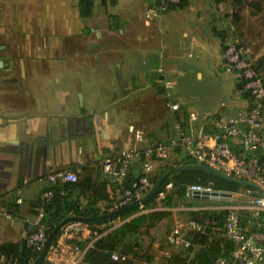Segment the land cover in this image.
I'll list each match as a JSON object with an SVG mask.
<instances>
[{
  "label": "crops",
  "instance_id": "0c3cea01",
  "mask_svg": "<svg viewBox=\"0 0 264 264\" xmlns=\"http://www.w3.org/2000/svg\"><path fill=\"white\" fill-rule=\"evenodd\" d=\"M228 2L186 0L182 8L146 19L152 0H94L92 15L83 19L76 0H0V244L31 232L32 210L52 187L49 174L70 171L76 183L97 185L110 179L101 169L105 157L166 140L174 134V120L186 123L190 111L173 98L177 91L167 76L180 71L201 79L216 50L221 61L223 35L237 38ZM164 81L172 84L178 113L166 106ZM237 98L222 116L246 108L241 91ZM182 158V152L171 153L153 163L154 171ZM106 192L113 198L109 186ZM91 198L88 192L80 198L81 209ZM106 206L96 202L100 211ZM171 223L170 231L176 226ZM95 225L88 224L82 242L93 237ZM128 239L151 259L148 264L182 251L161 233ZM198 250L194 246L190 257Z\"/></svg>",
  "mask_w": 264,
  "mask_h": 264
},
{
  "label": "built area",
  "instance_id": "2783aa9c",
  "mask_svg": "<svg viewBox=\"0 0 264 264\" xmlns=\"http://www.w3.org/2000/svg\"><path fill=\"white\" fill-rule=\"evenodd\" d=\"M159 2L158 7L152 4L146 10L145 18L149 19L157 13L168 11L180 0H152ZM156 7V8H155ZM247 51V50H246ZM239 47L237 40L231 33L223 37L221 53L222 67L227 73L242 83V92L246 93V108L234 116L222 115L200 116L195 112L188 113L186 123L179 120L172 122L174 134L166 140L153 145L129 147L104 158L101 169L103 174L117 184H121L128 175L134 162L144 159L141 176L123 191L119 207L130 204L134 199L143 197L142 191H148L153 182L151 175L154 171L152 159L164 161L171 153L182 152L188 160L198 165L207 166L227 178L248 182L254 187L241 185L243 192L218 191L212 185L190 184L184 187V197L194 199L193 196H212L214 193L231 194L230 202H219V205L206 211L226 213L222 226L223 237L233 244L227 256H220L212 264H264V76L254 67V61L245 58L246 53ZM158 73L162 69H157ZM166 106L172 113L180 111V105L171 102L172 84L163 82ZM50 185L76 183V174L70 171H58L48 175ZM240 187V188H241ZM173 189L168 182L156 194L155 204L145 207L139 204L138 214H145L160 209L166 195ZM53 196L52 191L45 190L40 194L42 203L48 202ZM242 198L238 201L235 197ZM203 201V200H201ZM20 198L16 204H21ZM213 202V201H212ZM203 208H194L193 211ZM136 212V213H137ZM44 214L40 208L34 216L32 230L28 236V245L35 251L41 252L45 240L47 227L43 221ZM126 219L107 221L92 234L82 249L79 243L85 234H90L88 224L71 223L65 226L58 235L56 243L49 251L46 260L52 264H82L86 250L95 241L118 229ZM212 228L207 221H187L184 225L176 223L165 237L168 245L174 248L194 247L190 240L191 233H208ZM215 230V229H213ZM127 254L111 253L112 261H125Z\"/></svg>",
  "mask_w": 264,
  "mask_h": 264
},
{
  "label": "trees",
  "instance_id": "16d2710c",
  "mask_svg": "<svg viewBox=\"0 0 264 264\" xmlns=\"http://www.w3.org/2000/svg\"><path fill=\"white\" fill-rule=\"evenodd\" d=\"M78 3V10L81 18L87 19L92 15L94 0H76ZM218 1V0H217ZM186 4V0H180V2L170 9L182 8ZM254 8L259 11L257 5ZM233 21L238 20L237 12H233ZM227 34V33H226ZM224 34L223 37L226 35ZM222 37V46H223ZM254 68L261 73L264 67L262 61L254 62ZM238 89L242 92V83H239ZM243 98H247L246 93H242ZM138 164L131 167L128 175L121 184H117L112 179L102 180L97 185H92L89 181L84 183H66V184H54L52 187L47 188L53 193L52 198L45 203L40 200L32 210V214L35 216L41 208L44 214L43 221L47 227L46 237L51 233L56 225H58L63 219L69 215L79 217H96L109 211L120 208L118 203L122 199L123 191L130 188L131 184L135 182L140 176L141 171L139 167L144 164V159L138 160ZM153 162H160L159 160L152 159ZM187 157L182 158L179 163L172 166L169 164H159L157 169L153 171L151 179L153 184L167 171L177 166L188 163ZM138 170V171H137ZM168 182L173 184V189L166 195L164 206L172 207L177 199H185L184 187L190 184L212 185L215 190L225 192H238L241 184L234 179H226L216 176L212 173L199 171V170H185L178 172L163 182L160 189ZM111 188L113 192V198L106 192V187ZM117 191V192H116ZM88 192L92 197L85 206L81 209L80 198L85 196ZM117 193V195H116ZM117 196V198H116ZM155 197L144 203L145 207H150L155 204ZM103 201L107 204L103 211H100L96 207V202ZM138 208L135 207L132 210L118 216L113 217L108 221L117 219H126L132 214L136 213ZM190 212L188 215H193ZM193 221L202 222L207 221L212 228L208 233H191L190 240L193 246H198L199 250L191 258L190 253L193 247L182 248L179 253L173 254L169 259L162 264H212L215 259L220 256H227L232 250L233 244L227 241L222 234V226L224 224L225 215L224 211L208 212L199 211ZM107 221L97 224L95 226L106 223ZM215 229V230H213ZM170 232V212L168 211H153L147 214L138 215L128 222L123 223L118 229L112 231L106 236L98 239L89 247L83 257L82 264H148L151 259L144 254H140V248H134L133 244L127 242L128 237L148 236L154 239L158 233L163 236ZM28 233L27 237L18 242H5L0 244V264H32L38 257L40 252L35 251L28 245ZM57 234L53 241V246L58 238ZM86 242H80L79 246L83 249ZM107 253H119L127 254L130 256L125 261H112L110 257L106 258ZM142 261V262H141ZM42 264H52L50 261L45 260Z\"/></svg>",
  "mask_w": 264,
  "mask_h": 264
},
{
  "label": "rangeland",
  "instance_id": "374dc122",
  "mask_svg": "<svg viewBox=\"0 0 264 264\" xmlns=\"http://www.w3.org/2000/svg\"><path fill=\"white\" fill-rule=\"evenodd\" d=\"M255 5L259 8L258 12L254 8ZM229 10H236L238 15V20L233 22L239 47L245 51L248 50L246 55L250 59L252 58V61L256 59L254 62L262 61L264 63V0H230L227 5V16L228 21H232L233 16L230 15ZM209 50L212 48L210 47ZM215 56L216 58H213L210 65L207 63L201 68V79L193 74L180 71L176 72V76H167L177 91L173 98L181 100L190 112H195L200 116L225 115V107L239 103L237 96L241 91L238 89L240 82L234 78L233 74L224 70L222 61L218 60V50L215 51ZM261 74L264 76V67ZM240 189L241 192L244 191L242 187ZM235 198L238 201L242 200L239 196ZM185 202L186 198L177 199L175 204L170 207L171 210H168L172 227L176 223L184 225L187 221L194 220L193 217H197L199 211H206L212 206L219 205L217 202L201 200L193 201V205ZM161 206L164 207V204ZM197 207L203 209L193 211ZM190 212L194 214L188 215ZM208 212L211 211L208 210Z\"/></svg>",
  "mask_w": 264,
  "mask_h": 264
},
{
  "label": "water",
  "instance_id": "95a60500",
  "mask_svg": "<svg viewBox=\"0 0 264 264\" xmlns=\"http://www.w3.org/2000/svg\"><path fill=\"white\" fill-rule=\"evenodd\" d=\"M156 5H159V2L157 1L155 3ZM189 159V157H187ZM185 170H199V171H204V172H208V173H212L216 176L222 177V178H226V179H230L225 177L224 175L220 174L219 172L207 167V166H203V165H198L195 164L192 161H189L186 164L177 166L175 168L170 169L169 171H167L166 173H164L157 181L156 183L153 184V186L146 192V191H142L143 193V197L140 199H134L130 204L125 205L123 207H120L118 209L109 211L107 213L101 214L99 216L96 217H91V218H87V217H79V216H68L65 219H63L58 225H56L54 227V229L51 231V233L47 236L44 246L40 252V254L38 255V257L33 261L32 264H42L45 262L47 255L49 253V251L52 249L53 246V241L55 239V237L57 236V234L68 224L71 223H83V224H100L103 223L105 221L110 220L113 217H118L130 210H132L135 207H138L139 204H144L145 202L149 201L151 198L155 197V195L157 194V192L159 191L161 185L163 184V182L165 180H167L169 177H171L172 175L181 172V171H185ZM237 181V180H236ZM239 182L241 185H245L247 187H254V185H252L251 183L248 182H243V181H237ZM261 194L264 195L263 191H260ZM194 199H200L203 201H219V202H230L231 200V194L229 193H223V194H216L214 193L212 196L208 197L207 195H198L195 194L193 196ZM32 228V227H31ZM209 231V229H207V232ZM128 243H131V239H128L127 241ZM110 253L106 254V258L110 257Z\"/></svg>",
  "mask_w": 264,
  "mask_h": 264
}]
</instances>
